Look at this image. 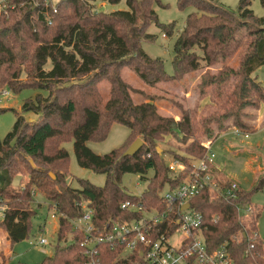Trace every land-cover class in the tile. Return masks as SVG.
<instances>
[{
  "label": "trees",
  "instance_id": "16d2710c",
  "mask_svg": "<svg viewBox=\"0 0 264 264\" xmlns=\"http://www.w3.org/2000/svg\"><path fill=\"white\" fill-rule=\"evenodd\" d=\"M101 1L116 4L121 0ZM0 2L5 4L0 10V93L32 89L48 94L26 99L13 130L0 138V206L5 207L6 215L0 217V233L7 234L12 247L29 237L36 216L29 205L32 191L38 190L50 206H57L60 215L55 251L40 264H92L96 259L101 264H135L139 255L123 257V247L95 244L91 251V239L96 238V231L108 232V225L138 218L137 213L121 208L126 201L147 207L165 205L161 192L178 182L169 169L166 152L173 153L189 171L207 154L200 137L218 138L234 128L245 134L255 132V116L249 111L259 110L264 103V85L254 77L264 67V16L255 15L252 0H240L236 12L220 0H178L181 9L194 5L202 14L188 16L174 45V74L169 75L164 61L142 47L143 42L157 38L148 33L152 24L167 35L173 33L169 27L173 25L159 22L155 6H163L161 0H126L128 10L112 13L98 10L96 0ZM260 2L264 9V0ZM236 55L237 69L230 64ZM216 66V73L209 71ZM125 68L150 87L180 82L203 69L197 84L199 101L209 98L216 109L203 115L198 108L171 99L180 119L164 115L157 104L162 98L147 95L122 79ZM103 81L111 83L107 102L100 91ZM132 93L144 95L146 102L135 103ZM28 113L37 118L26 119ZM116 123L130 130L125 143L104 155L94 153L87 143L105 140ZM167 138L175 140L178 150L161 148V144L170 143ZM137 139L144 142L140 151L124 156ZM71 141L79 166L105 175L104 186L84 179L79 180L80 188L67 183L70 154L62 144ZM22 174H28L29 180L16 192L12 186ZM127 174L140 175L148 183L140 196L128 194L123 187ZM217 180L224 193L230 181L224 176ZM263 186L264 177L250 190L240 187L234 198L206 189L190 201L205 217L209 247L228 243L235 264H264V239L257 230L261 208L252 203L253 195ZM82 202L94 210L91 236L72 224L84 215ZM247 205L256 209L249 223L238 213V207ZM17 219L23 225L20 237L9 228ZM68 231L73 239L62 247ZM239 233L243 240L233 243L231 238ZM0 264H6L1 256Z\"/></svg>",
  "mask_w": 264,
  "mask_h": 264
},
{
  "label": "rangeland",
  "instance_id": "374dc122",
  "mask_svg": "<svg viewBox=\"0 0 264 264\" xmlns=\"http://www.w3.org/2000/svg\"><path fill=\"white\" fill-rule=\"evenodd\" d=\"M161 2L163 6H155L159 22L162 25H173L169 26L173 29V33L167 35L159 26L152 24L148 28V33L155 34L157 38L154 42H143L142 47L150 56L161 58L164 61L165 71L169 75H173L174 68L172 61L175 55L174 45L177 38L183 31L188 16L195 12L199 14H202V12L198 11L194 5H188L184 9H181L178 0H161ZM239 2L240 0H220V3L224 7L235 12L238 10ZM96 6L98 10L106 13L128 10L126 0H121L116 4L96 0ZM251 9L257 17L264 16V9L260 0H252ZM230 64L237 69L239 67V56L236 55L231 60ZM218 67L211 68L209 71L216 73L219 70ZM204 73L205 70L202 69L188 74L180 82L161 83L156 87L146 85L128 68L122 70L121 77L131 87L143 91L146 94L150 92L147 95H157L162 98L157 101V104L160 106L159 111L162 114L170 115L174 118L178 115V120L180 116L176 108L169 101L171 99L181 102L185 107L198 108V113H202L203 115L208 112H213L214 109H216V106L210 104L211 100L209 98L199 101L197 84L200 83ZM254 77L264 85V67L257 70ZM180 84L182 86H178ZM5 90L10 92V96L6 98L0 94L1 139H4L13 130L17 115H23L22 106L26 99L35 98L38 94H42L45 97L48 95L42 91L32 89H25L18 94H14L9 89ZM100 91L104 97V101L107 102L111 96V83L109 81H103L100 85ZM132 96L135 103L146 102V97L144 95L132 93ZM1 110L6 111L3 112ZM249 113L255 116V119L252 121L253 129L257 128L255 133L249 134V139H246L244 135L236 136L233 130L220 133L218 139H209L206 136L200 137L201 145L206 142L211 143V153L214 154V166L226 174L228 177H225L230 182H237L245 190L254 188L264 177V103H261L259 110L249 111ZM258 113L261 121L257 127L256 120ZM24 116L28 120L37 118V116L32 113L25 114ZM129 134V128L116 123L111 127L105 140L101 142L90 141L87 143V146L94 153L104 155L121 147ZM167 141L170 143L168 145L161 144V148L165 150H178L177 148L179 145L175 144V140L167 138ZM62 146L70 154L67 183L71 187L80 188L79 180L81 179L88 180L97 186H104L106 182L105 175L97 174L92 170L79 166L74 152L73 141L63 143ZM160 151L162 152V149H160ZM173 157V153H165V159L168 163L170 160L174 159ZM31 164H33L32 160ZM150 175H152V173H150ZM28 180V174L19 175L14 180L12 190L14 189L18 192L22 187L26 186ZM122 185L128 194L140 196L146 190L148 183L143 181L140 175L127 174L123 178ZM252 203L261 208V216L257 222V230L260 237L264 239V186L253 195ZM50 205V202L45 199V194L42 191L36 190V195H34L33 201L30 202L29 205V209L36 212V216L32 220V228L29 237L18 241L12 247L11 242L7 239V234L4 232L0 233V256L3 257L6 264H40L46 257L53 255L55 247L57 246L59 218L53 217L55 211ZM0 217L1 219H5L6 215H0ZM21 226H23L21 220L17 219L10 224L9 228L15 236L20 237L22 233ZM41 229L43 231H40ZM40 238L46 239L49 245L40 246L38 243ZM65 239L66 241H62L60 246L65 247L70 244L73 239V234L68 231Z\"/></svg>",
  "mask_w": 264,
  "mask_h": 264
},
{
  "label": "built area",
  "instance_id": "2783aa9c",
  "mask_svg": "<svg viewBox=\"0 0 264 264\" xmlns=\"http://www.w3.org/2000/svg\"><path fill=\"white\" fill-rule=\"evenodd\" d=\"M5 4L0 2V10ZM0 94L9 97L10 92L3 90ZM236 136L243 134L239 129L234 128ZM211 141V140H210ZM207 149L206 156L193 164L192 169L186 168L179 159H172L168 166L177 180L173 187H166L161 192L164 206H144L141 203L126 201L121 205L125 211L138 214V218L125 223H113L108 225V232L97 234L91 239L90 250H94L96 244H108L111 247H123L120 255L123 257L131 254L139 255L135 264H235L228 243H223L216 248H210L205 232L207 225L202 212L191 205V200L200 195L204 190L217 191L225 197H235L240 190L237 182H230V187L222 193L217 177L214 173V154L211 153V143L202 144ZM36 195V190L32 191ZM189 204V207L185 206ZM84 215L72 220L75 228L91 236L94 230V210L86 202L80 204ZM55 213L53 217H60L58 208L53 206ZM252 205L238 207V213L243 222L249 223L251 216L256 212ZM5 207L0 206V215H4ZM44 228V227H43ZM97 230V229H96ZM40 231H43L42 229ZM243 240L242 233L231 238L233 243ZM40 246L49 245V242L40 238ZM254 245L251 246L253 248ZM264 253V243L262 247ZM97 254V250H96ZM249 254V251H247ZM92 264H101L99 259L92 261Z\"/></svg>",
  "mask_w": 264,
  "mask_h": 264
},
{
  "label": "water",
  "instance_id": "95a60500",
  "mask_svg": "<svg viewBox=\"0 0 264 264\" xmlns=\"http://www.w3.org/2000/svg\"><path fill=\"white\" fill-rule=\"evenodd\" d=\"M144 142L141 139H137L129 148L128 150L125 152L124 156H134L135 154H137L140 149L143 147ZM53 178H55L53 176ZM186 208L189 207V204H187L185 206Z\"/></svg>",
  "mask_w": 264,
  "mask_h": 264
},
{
  "label": "crops",
  "instance_id": "0c3cea01",
  "mask_svg": "<svg viewBox=\"0 0 264 264\" xmlns=\"http://www.w3.org/2000/svg\"><path fill=\"white\" fill-rule=\"evenodd\" d=\"M102 83H103V82H102ZM102 83H101V84H102ZM101 84H100V85H101ZM178 86H182V85L180 84V85H178ZM148 93H150V92H147V94H148ZM194 93L196 94V91H195V90H194ZM186 94H187V93H186ZM143 103H144V102H143ZM159 108H160V106H159ZM164 115H165V114H164ZM167 116H170V115H167ZM179 116H180V115H179ZM175 117H176V118H175L176 120H177V118H179L178 115H176ZM178 120H179V119H178ZM260 121H261V120H260V116H259V113H258V117H257V120H256L257 127H258ZM231 130H233V129H231ZM233 131H234V130H233ZM256 131H257V128L255 129V132H256ZM225 132H226V131H225ZM255 132H254V133H255ZM222 133H223V132H222ZM250 134H251V133H250ZM248 135H249V134H248ZM217 139H218V138H217ZM246 139H249V137L246 138ZM212 145H213V144H212ZM214 173H215V175L218 176V177H220V176H224V177L226 176V177H228L226 174H224L221 170L217 169L215 166H214ZM239 186H240V185H239ZM240 187H241V186H240ZM241 188H242V187H241Z\"/></svg>",
  "mask_w": 264,
  "mask_h": 264
}]
</instances>
